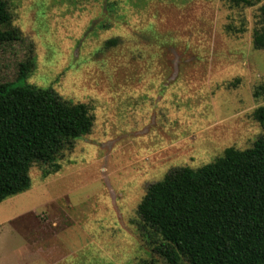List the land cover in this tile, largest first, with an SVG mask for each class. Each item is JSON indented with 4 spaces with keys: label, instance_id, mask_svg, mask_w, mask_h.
I'll list each match as a JSON object with an SVG mask.
<instances>
[{
    "label": "rangeland",
    "instance_id": "1",
    "mask_svg": "<svg viewBox=\"0 0 264 264\" xmlns=\"http://www.w3.org/2000/svg\"><path fill=\"white\" fill-rule=\"evenodd\" d=\"M7 2L22 38L0 43V82L32 56L23 83L89 105L93 127L58 171L33 163L29 189L0 202V264H167L137 205L170 171L264 138L250 117L264 103V49L252 42L262 2ZM115 35L122 45H101Z\"/></svg>",
    "mask_w": 264,
    "mask_h": 264
},
{
    "label": "trees",
    "instance_id": "2",
    "mask_svg": "<svg viewBox=\"0 0 264 264\" xmlns=\"http://www.w3.org/2000/svg\"><path fill=\"white\" fill-rule=\"evenodd\" d=\"M227 1L245 7L262 2L252 42L264 49V0ZM21 38L7 0H0V43ZM122 43L115 35L101 45L109 49ZM33 67L30 56L18 65L15 80L0 82V202L29 189L33 163L47 165L44 175L58 171L63 151L93 127L89 105L23 83ZM254 95L264 98V85ZM250 117L264 129V103ZM136 212L156 236L154 251L167 264H264V138L244 150L227 147L200 167L170 171L147 186Z\"/></svg>",
    "mask_w": 264,
    "mask_h": 264
}]
</instances>
